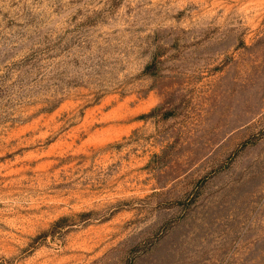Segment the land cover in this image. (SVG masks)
Wrapping results in <instances>:
<instances>
[{
  "label": "rangeland",
  "instance_id": "1",
  "mask_svg": "<svg viewBox=\"0 0 264 264\" xmlns=\"http://www.w3.org/2000/svg\"><path fill=\"white\" fill-rule=\"evenodd\" d=\"M0 264H264V0H0Z\"/></svg>",
  "mask_w": 264,
  "mask_h": 264
}]
</instances>
